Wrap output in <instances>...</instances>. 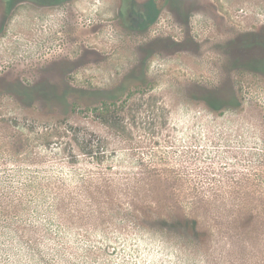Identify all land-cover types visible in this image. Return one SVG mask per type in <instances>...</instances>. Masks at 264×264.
<instances>
[{
  "label": "rangeland",
  "instance_id": "rangeland-1",
  "mask_svg": "<svg viewBox=\"0 0 264 264\" xmlns=\"http://www.w3.org/2000/svg\"><path fill=\"white\" fill-rule=\"evenodd\" d=\"M51 2L0 0V264H264V76L228 49L264 0Z\"/></svg>",
  "mask_w": 264,
  "mask_h": 264
},
{
  "label": "trees",
  "instance_id": "trees-1",
  "mask_svg": "<svg viewBox=\"0 0 264 264\" xmlns=\"http://www.w3.org/2000/svg\"><path fill=\"white\" fill-rule=\"evenodd\" d=\"M188 19V18H187ZM186 44L199 46L198 42L193 38L189 37ZM164 46H180V43L173 41L172 39H163ZM228 49L231 52V59L229 61V67L233 69H239L252 73L254 75L264 76V33L263 32H247L242 34L236 39L231 40L228 43ZM258 55L260 57H258ZM228 67V68H229ZM227 84V85H226ZM232 81L227 80L225 87H206L197 86V89L190 94V98L204 103L212 112L218 113L229 108H240L241 102L238 98V94L232 88ZM84 93L83 105L87 108H91L95 102L85 100L87 95H91V91H80ZM96 93L95 91H93ZM92 92V93H93ZM49 99L53 103L55 102L56 94L49 93ZM66 100L71 101L72 106L77 105L81 99L80 96L68 92L66 94ZM73 99V100H72ZM112 98L104 99L103 101L108 103ZM103 102V103H104ZM254 217V214H251ZM174 223L178 224L181 233L183 235H191L190 239L196 240L199 231L197 229V221L195 219L177 220ZM191 225V226H190ZM192 232V234H191ZM194 236V237H193Z\"/></svg>",
  "mask_w": 264,
  "mask_h": 264
},
{
  "label": "flooded vegetation",
  "instance_id": "flooded-vegetation-1",
  "mask_svg": "<svg viewBox=\"0 0 264 264\" xmlns=\"http://www.w3.org/2000/svg\"><path fill=\"white\" fill-rule=\"evenodd\" d=\"M17 1H20V0H17ZM45 1H48V0H45ZM50 1V0H49ZM53 2H51V3H55V2H57L59 5H61V4H64L63 2H66V0H52ZM50 6V5H49Z\"/></svg>",
  "mask_w": 264,
  "mask_h": 264
}]
</instances>
